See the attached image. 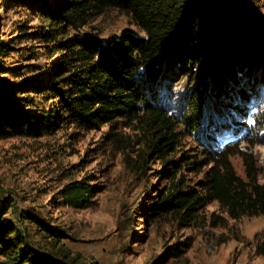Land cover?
<instances>
[{"label":"rangeland","instance_id":"374dc122","mask_svg":"<svg viewBox=\"0 0 264 264\" xmlns=\"http://www.w3.org/2000/svg\"><path fill=\"white\" fill-rule=\"evenodd\" d=\"M36 1L57 9L62 0ZM240 2L264 25V0ZM37 16L27 0H0V42L8 48L2 78L44 81L60 62L61 52L52 56L36 39L44 29ZM69 35H95L107 43L144 33L128 14L110 8ZM171 74L156 88L157 103L180 117L193 88ZM251 96L241 113L230 100H204L197 132L189 136L182 126L176 131L179 144L168 161L177 172L169 179L160 153L150 149L149 131L137 121L91 131L60 123L42 136H0V192L10 201L5 220L25 234L33 250L74 264H264L256 254L264 243V216L233 220L211 201L184 226L172 215H156L155 207L183 178L200 192L213 166L205 154L227 143L233 145L230 162L237 176L246 180L241 154L251 155L264 185V85ZM74 183L92 190L87 203L71 206L64 196Z\"/></svg>","mask_w":264,"mask_h":264},{"label":"trees","instance_id":"16d2710c","mask_svg":"<svg viewBox=\"0 0 264 264\" xmlns=\"http://www.w3.org/2000/svg\"><path fill=\"white\" fill-rule=\"evenodd\" d=\"M27 1L44 23L36 39L52 56L55 50L62 56L44 81L12 82L0 76V136H42L60 123L91 131L137 121L149 131L150 149L160 153L169 179L177 172L170 168L176 163L168 161L179 144L176 131L182 126L189 136L197 132L207 97L235 102L241 113L251 93L264 85V25L240 0H62L57 9ZM110 8L128 14L144 36L123 35L105 43L95 35H69V29L84 27ZM7 49L0 42V71ZM168 72L193 88L180 117L157 103L156 88ZM233 154L232 143L207 152L213 166L200 192L186 186L184 178L172 183L155 206L156 215H172L189 226L197 211L215 201L233 220L264 216V185L258 183L256 163L241 154L244 180L230 162ZM91 192L74 183L63 194L76 206L87 203ZM9 208L0 192V264H74L33 250L25 234L5 220ZM256 254L264 257V243L256 246Z\"/></svg>","mask_w":264,"mask_h":264}]
</instances>
